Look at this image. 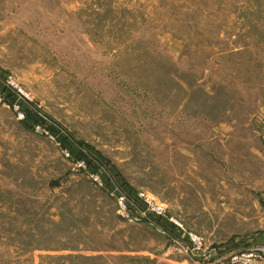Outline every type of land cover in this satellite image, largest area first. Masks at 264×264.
Masks as SVG:
<instances>
[{"label": "rangeland", "instance_id": "rangeland-1", "mask_svg": "<svg viewBox=\"0 0 264 264\" xmlns=\"http://www.w3.org/2000/svg\"><path fill=\"white\" fill-rule=\"evenodd\" d=\"M187 232L264 246V0H0V264H193Z\"/></svg>", "mask_w": 264, "mask_h": 264}, {"label": "built area", "instance_id": "built-area-1", "mask_svg": "<svg viewBox=\"0 0 264 264\" xmlns=\"http://www.w3.org/2000/svg\"><path fill=\"white\" fill-rule=\"evenodd\" d=\"M19 117L24 119L25 115L22 112H19ZM77 166H83L84 161H77ZM94 181L98 180V176L93 174L91 175ZM139 201L144 206V211L142 215L154 217L165 216L166 209L162 205L158 204L153 198H151L148 194L144 192H138L137 194ZM118 213L125 218H129V209L128 203L123 195H119L116 197ZM145 218V217H144ZM140 220V218H135ZM146 223L154 226L157 230H160L164 234H167L164 229L161 228L160 225L155 223L153 220H145ZM171 225L174 228H180L181 225L174 220L173 218H169ZM182 230V229H181ZM167 231V230H166ZM185 237H182L184 240H178L179 238L173 237L172 239V247L175 250H178L179 253L185 254L187 259L193 264H264V246L259 247H250L237 251H231L227 256H219L215 259L214 255L206 248V244L204 240L195 233L187 232L183 233ZM216 256V255H215Z\"/></svg>", "mask_w": 264, "mask_h": 264}, {"label": "trees", "instance_id": "trees-1", "mask_svg": "<svg viewBox=\"0 0 264 264\" xmlns=\"http://www.w3.org/2000/svg\"><path fill=\"white\" fill-rule=\"evenodd\" d=\"M26 119H30L32 122H37V120H36V118L34 117V116H32V114H31V112L29 111V110H26V115H25V117H24V120H26ZM41 123V122H40ZM89 163V162H88ZM162 226V225H161ZM162 227H164V229L165 230H167L166 228H165V226H162Z\"/></svg>", "mask_w": 264, "mask_h": 264}]
</instances>
